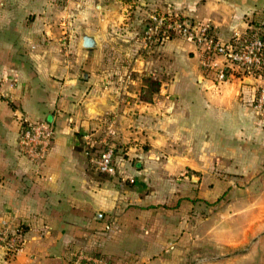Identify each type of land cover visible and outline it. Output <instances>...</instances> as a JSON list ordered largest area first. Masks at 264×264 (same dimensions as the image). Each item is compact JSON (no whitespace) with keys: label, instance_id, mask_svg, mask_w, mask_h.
Listing matches in <instances>:
<instances>
[{"label":"crops","instance_id":"1","mask_svg":"<svg viewBox=\"0 0 264 264\" xmlns=\"http://www.w3.org/2000/svg\"><path fill=\"white\" fill-rule=\"evenodd\" d=\"M167 8L209 22L224 41L264 21V0H0V225L24 237L17 253L0 251V264H72L79 251L107 264H264V198L246 186L213 205L222 190L185 174L264 160L262 124L249 122L241 97L252 103L261 80L232 67L216 82L199 48L178 40L126 49L148 13ZM83 32L96 47L81 46ZM149 78L160 89L146 102ZM20 114L53 124L39 164L18 152ZM108 129L126 149H115V175L89 164L82 138ZM234 135L245 141L241 154L217 147Z\"/></svg>","mask_w":264,"mask_h":264},{"label":"built area","instance_id":"2","mask_svg":"<svg viewBox=\"0 0 264 264\" xmlns=\"http://www.w3.org/2000/svg\"><path fill=\"white\" fill-rule=\"evenodd\" d=\"M142 36L145 47L151 42L166 41L171 36L197 46L201 52L202 65L213 70L216 82H225L232 67L246 76L258 78L261 83L254 90L251 101L257 110L264 109V21L253 22L244 34H236L224 41L212 32L209 22L191 21L167 8L148 14ZM218 58L221 61L216 62ZM17 120L19 154L33 164L41 163L52 147L55 134L53 124L46 120L31 119L24 114L18 115ZM112 134L113 130L108 129L104 136L91 132L82 137L89 164L105 175L117 173L115 148L109 143ZM23 243L21 229L9 228L3 221L0 225V251L4 254H15L22 248ZM72 264L107 263L100 257L79 252Z\"/></svg>","mask_w":264,"mask_h":264},{"label":"rangeland","instance_id":"3","mask_svg":"<svg viewBox=\"0 0 264 264\" xmlns=\"http://www.w3.org/2000/svg\"><path fill=\"white\" fill-rule=\"evenodd\" d=\"M163 10V9H162ZM154 11V10H153ZM152 12V11H151ZM149 14V13H148ZM147 14V16H148ZM147 16L144 20V23H146L147 21ZM259 22V21H258ZM262 22V21H261ZM253 23V22H252ZM251 23V24H252ZM143 26H145V24H143ZM142 26V28L140 29L139 33H137L136 37L134 39L132 38H127V40L122 41V43L126 46L127 48H132L133 44L135 43V40L138 43V49L140 50H147L149 49V47H156V46H160L165 44L166 42L170 41V40H178L184 43H189L183 39L177 38V37H170L168 40L163 41V42H151L148 43L147 46L145 47L144 44L142 43V35H143V31H144V27ZM191 44V43H190ZM122 52V51H121ZM111 56H113V52L111 53ZM109 68L111 69V67L109 66ZM152 79V78H149ZM153 80H157V79H153ZM157 82L160 83V81L157 80ZM143 85V84H142ZM142 87V86H141ZM140 87V90H141ZM160 89V86H159ZM154 96V95H153ZM140 97H141V93H140ZM242 101L243 102H248L250 104L246 105L248 107V116H249V122L256 124H262V128L260 130H262L264 132V109L261 111H257L254 108L253 103L249 102L248 99V94L244 93L242 96ZM152 101V100H151ZM247 104V103H246ZM194 116H201V119H210L211 116L209 114H196L193 113ZM209 115V116H208ZM221 114H218V120H224L225 118L223 117L224 115L220 116ZM228 115V114H226ZM193 116V115H192ZM227 120H229V118H227ZM231 120L233 122L235 121H239L241 120V114L238 113H233ZM259 129H257L254 126H250L249 132H250V137L246 138V142L249 144L250 149L251 150H256L258 149V146L255 145L256 142V137L251 135L252 133H256ZM239 130H237L238 132ZM95 132V131H93ZM107 132V130L105 132H100L98 133V135H105ZM235 136V135H234ZM101 138V137H100ZM245 142L244 139L238 137L237 135L234 137V140L232 141V143L230 145H217V147H223L224 148H233L234 150L238 151L240 150L242 147L241 143ZM109 143H111L113 146H115L116 151H118L117 155L122 156L124 154V152H126V149H124L125 145H121V146H116L114 144V141L111 140V138L109 139ZM118 148V149H117ZM122 148V149H121ZM144 148H148V146H145ZM239 154H241L238 151ZM116 156V154H115ZM125 157H127V155H125ZM137 158H133L132 162L133 164H139L142 165V163H136ZM223 163H219V165L215 166V167H210V170H208V172H206V174L209 177H203L202 173H195V172H191L190 170L186 171V176L187 177H193L195 178V180H197L196 183H199V181L204 179V182L206 180H208V185H210L209 187L216 188V189H220V191L225 189H230L233 191H231V193H228L222 200L224 201L227 197L231 196L233 197L241 195V192L244 190V188L246 186H253L254 189H252V191L250 193H247L246 195L252 196V197H262L264 198V192H259V190L264 191V160H236L233 161L231 163H227L226 161H222ZM155 162H148V164H154ZM159 164H161V162H159ZM227 164H229V166H227ZM241 165V166H240ZM158 170H161V166L158 165L156 167ZM244 172V173H241ZM178 177H173L172 179H166V178H158L155 177L154 179L156 181H161L162 183H167V184H176L177 183V179ZM188 179L186 180L187 183ZM222 191L220 192V194H222ZM237 193V194H236ZM218 193V196L220 195ZM224 196V195H223ZM80 252V251H79ZM77 252V254L79 253ZM83 253L86 254V252L82 251ZM75 256V255H74ZM74 261V259H73Z\"/></svg>","mask_w":264,"mask_h":264},{"label":"trees","instance_id":"4","mask_svg":"<svg viewBox=\"0 0 264 264\" xmlns=\"http://www.w3.org/2000/svg\"><path fill=\"white\" fill-rule=\"evenodd\" d=\"M257 22V21H256ZM261 22V21H259ZM209 76H212L210 72L207 73ZM214 78V72H213ZM160 83L157 80L148 79L141 87V99L150 102L153 98V95L159 90ZM227 194V191L222 192L219 196L216 197L211 203L213 205L218 204ZM224 195V196H223Z\"/></svg>","mask_w":264,"mask_h":264},{"label":"water","instance_id":"5","mask_svg":"<svg viewBox=\"0 0 264 264\" xmlns=\"http://www.w3.org/2000/svg\"><path fill=\"white\" fill-rule=\"evenodd\" d=\"M81 46L83 48L92 49L97 46V40L93 35L83 32L81 35Z\"/></svg>","mask_w":264,"mask_h":264}]
</instances>
